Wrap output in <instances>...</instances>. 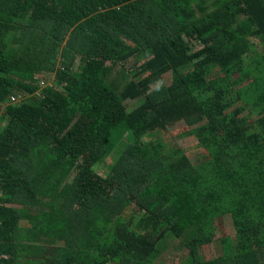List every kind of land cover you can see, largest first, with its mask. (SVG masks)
I'll return each mask as SVG.
<instances>
[{
  "label": "trees",
  "instance_id": "16d2710c",
  "mask_svg": "<svg viewBox=\"0 0 264 264\" xmlns=\"http://www.w3.org/2000/svg\"><path fill=\"white\" fill-rule=\"evenodd\" d=\"M188 243L178 264H264V0H0V264Z\"/></svg>",
  "mask_w": 264,
  "mask_h": 264
},
{
  "label": "rangeland",
  "instance_id": "374dc122",
  "mask_svg": "<svg viewBox=\"0 0 264 264\" xmlns=\"http://www.w3.org/2000/svg\"><path fill=\"white\" fill-rule=\"evenodd\" d=\"M260 48V46H259ZM119 70V66L113 67V70L111 72V77L116 75L117 71ZM170 75L168 74V77ZM52 78L51 75H47L44 78L45 80H49ZM187 127L182 124V122H177L173 127H170L167 132L164 133V138H171L173 141L178 144L184 152L189 155L192 159H195L199 156V154L203 151V149L197 144V140L193 136H185V137H179L178 134L185 131ZM149 136H145L144 139H148ZM116 151L106 157V161L104 163L99 164L98 167H96V170L100 173H106L110 169V165L113 163V161L116 159ZM232 234L233 229L231 223L225 219L223 222H220L215 227V237L219 236L220 234ZM193 244V243H192ZM192 245L189 243L187 246H182L176 251L170 252L169 245L165 248L164 254L167 258V264H178L181 260H183L185 257L188 256L189 249ZM197 247V256H199L201 259H210L216 256L217 253H220L219 249V243L215 241V239L212 242H204L202 244H199Z\"/></svg>",
  "mask_w": 264,
  "mask_h": 264
}]
</instances>
